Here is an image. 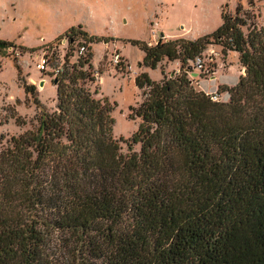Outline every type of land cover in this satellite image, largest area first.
<instances>
[{
	"label": "trees",
	"instance_id": "16d2710c",
	"mask_svg": "<svg viewBox=\"0 0 264 264\" xmlns=\"http://www.w3.org/2000/svg\"><path fill=\"white\" fill-rule=\"evenodd\" d=\"M241 11L221 12L220 26L195 40L130 42L145 68L167 60L180 69L158 82L134 78L146 91L129 108L139 124L126 153L112 134L113 105L82 85L98 73L90 49L76 64L64 57L56 111L22 84L37 126L0 136V264H264V25L245 35ZM211 45L244 69L233 87H218L226 102L189 77L188 63ZM12 47L0 41V55Z\"/></svg>",
	"mask_w": 264,
	"mask_h": 264
},
{
	"label": "rangeland",
	"instance_id": "374dc122",
	"mask_svg": "<svg viewBox=\"0 0 264 264\" xmlns=\"http://www.w3.org/2000/svg\"><path fill=\"white\" fill-rule=\"evenodd\" d=\"M237 6L242 8L239 16L246 21L242 28L245 35L253 26L264 25V0H0V41L13 44L0 55V136H17L37 126L38 109L33 97L24 92L23 83L36 87L34 97L47 112L56 111L54 77L40 73L37 64L45 45L56 48L54 65L61 66L65 59L69 65L76 64L74 46L67 49L59 43L66 38L68 42L73 39L87 43L92 53V72H98V78L86 80L82 85L94 98L113 105L112 134L122 139L119 144L122 153H126V141L139 124L138 119L128 118L129 108L136 107L146 91L137 89L134 78L146 73L152 81L158 82L172 73L178 74L180 69L178 61L167 60L155 70L145 69L144 52L130 42L154 44L155 35L158 39L160 35L178 37L181 33L182 39H197L220 26L221 12L234 16ZM71 28L76 31L70 33ZM100 38L114 41H108L105 46L94 40ZM115 53L122 60L120 67L110 63ZM203 56L212 59L207 65L211 70L208 75L198 74L188 63L195 89L217 92L218 84L233 87L243 76L236 53H227L224 57L220 46L211 45ZM219 94L222 102L228 100L226 93ZM18 117L24 121V126L16 125ZM133 149L138 151L139 146Z\"/></svg>",
	"mask_w": 264,
	"mask_h": 264
},
{
	"label": "built area",
	"instance_id": "2783aa9c",
	"mask_svg": "<svg viewBox=\"0 0 264 264\" xmlns=\"http://www.w3.org/2000/svg\"><path fill=\"white\" fill-rule=\"evenodd\" d=\"M154 35H155V32H153V36ZM87 41H89V39H87ZM59 43L60 45H62V47H65L67 49L74 46V50L72 51V53L75 55L76 60H78L79 58L85 57V55L87 54L88 46H87V43L84 41L82 43H78L77 41H73V39H71L70 42H68L67 39L64 38L63 40L59 41ZM107 43H104V45L105 46L108 45ZM54 50H56V48L52 47L51 45H45V47H43V50L41 51L38 57L37 69L40 73H45L46 75L51 74L55 78L59 73L62 72V65L55 66V67L51 66L50 59H51V56ZM211 61L212 59L210 56L205 58L202 54V55L195 57V59L192 60L190 63L195 72L201 75H208L209 73H211V70L207 67V65ZM110 63H112L114 67H120L122 65V60L120 56L115 53L111 55ZM97 75L98 74L96 73L95 78ZM206 95L208 96L211 102H221L220 94L217 92L206 93Z\"/></svg>",
	"mask_w": 264,
	"mask_h": 264
},
{
	"label": "crops",
	"instance_id": "0c3cea01",
	"mask_svg": "<svg viewBox=\"0 0 264 264\" xmlns=\"http://www.w3.org/2000/svg\"><path fill=\"white\" fill-rule=\"evenodd\" d=\"M158 26V25H157ZM180 36H178V37H171V36H164V38L165 39H171V40H175V39H180V38H182V33L181 34H179ZM155 39H154V44H155V42H156V39H157V37L155 36L154 37ZM193 40H195V39H193ZM229 54H232L233 52H228ZM236 57H237V60H238V55L236 54ZM145 68V67H144ZM242 68V67H241ZM146 69V68H145ZM242 73H243V75H244V69L242 68ZM192 74H194V73H192ZM191 74V75H192ZM221 84H218V86L216 87V88H218L219 86H220ZM230 88V87H229Z\"/></svg>",
	"mask_w": 264,
	"mask_h": 264
},
{
	"label": "water",
	"instance_id": "95a60500",
	"mask_svg": "<svg viewBox=\"0 0 264 264\" xmlns=\"http://www.w3.org/2000/svg\"><path fill=\"white\" fill-rule=\"evenodd\" d=\"M172 75H173V74H172ZM172 75H171V76H172ZM192 75H193V76H198V74H196V73H194V74H192ZM39 86L42 87V86H43V82H41V83L39 84Z\"/></svg>",
	"mask_w": 264,
	"mask_h": 264
}]
</instances>
